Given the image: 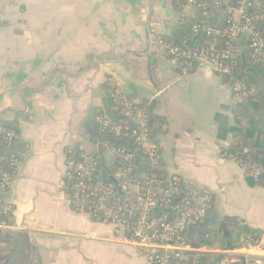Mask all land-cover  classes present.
Here are the masks:
<instances>
[{
    "label": "crops",
    "instance_id": "0c3cea01",
    "mask_svg": "<svg viewBox=\"0 0 264 264\" xmlns=\"http://www.w3.org/2000/svg\"><path fill=\"white\" fill-rule=\"evenodd\" d=\"M252 1L264 15V0ZM151 2L0 0V121L16 127V151L25 153L12 188L0 191L2 206L14 205L12 228L0 242L2 264H145L148 247L139 238L76 211L66 196L68 160L78 159L81 147L91 158L99 144H110L95 122L106 85L147 104L163 122L160 188L171 178L184 180L195 194L212 196L213 220L226 236L244 227L257 234L241 235L216 254L201 236L183 262L197 264L204 254L245 262L264 249V186L250 185L245 170L226 157L247 98L237 100L238 85L206 64L182 76L158 45L178 42L210 14L187 0H154L148 31ZM240 46L248 50V43ZM108 154L105 148L106 163ZM253 242L260 247L250 248ZM11 253L14 263L5 260Z\"/></svg>",
    "mask_w": 264,
    "mask_h": 264
},
{
    "label": "built area",
    "instance_id": "2783aa9c",
    "mask_svg": "<svg viewBox=\"0 0 264 264\" xmlns=\"http://www.w3.org/2000/svg\"><path fill=\"white\" fill-rule=\"evenodd\" d=\"M214 1L215 6L219 7L221 3L228 0ZM187 2L205 13L208 12L209 6L205 0H187ZM251 2L252 0H237V5L228 9L225 27L200 26L196 24L193 26V32L197 34L203 31L207 37H221L228 41L250 34L248 46L250 53L254 59L264 62V37L256 29L253 19L246 12ZM229 44L227 43L226 48L223 50H218L212 44L200 50L186 51L183 48L172 45L165 39L158 40V45L164 53L178 62L179 71L182 76L190 75L194 67L199 63L206 64L210 71L218 77L225 78L231 76L234 67L230 61L237 54L235 48ZM234 91L239 101H243L244 98L249 96V92L240 84L235 87ZM111 97L116 105L114 110L120 109L121 115L117 120H114L106 112L98 113L95 122L99 126L100 131L111 133L114 137L118 138L134 139L139 147L145 149L149 158L154 163H157L159 158L157 148L149 135L148 117L141 110L136 109L133 101L126 97L119 89H115ZM17 140L18 133L14 129L9 128L5 123L0 122V145L4 144L9 151L7 159L0 157L1 192H7L12 188L16 171L22 158L25 156V153L20 154L16 150H13ZM113 152L122 156L125 160L124 168L114 176L116 179L120 176H125V183L121 185V192L127 197L133 194L139 195L137 198V208L141 210V214L137 222L132 224L127 219V216L129 218L136 216L127 206H118L117 211H114V207L107 205L109 199L116 195L117 189L110 183H98L97 185L92 183L94 177H96L95 164L97 162L87 165L90 156L85 152L83 147L80 148L78 159L70 158L68 160L69 171L66 174V178L67 182L72 183L73 186L74 200L71 202L72 207L78 212L89 214L92 218L97 217V210H94L92 207L86 209V204L90 203L89 197L98 195L96 205L104 213V222L117 227L119 234H130L131 237L135 236L139 238L140 243L148 247L145 264H171L172 259L182 260L186 253L194 249L193 243L187 240L183 233L189 225L203 221L208 215L211 209V206L207 205L211 200L210 195L189 193V199L195 203V206H191L189 202H186L182 206H172V209L178 215L176 225H172L164 219L161 220V231L153 230L151 221L152 209L155 205L159 204L158 199L153 193L155 178L144 175L142 177L143 181L135 182L131 176L134 169L135 152L125 147L113 148ZM230 159L239 164L236 158ZM4 163H7L8 166L6 170L2 166ZM239 165L244 170L247 169L246 166ZM95 189L98 190V194H95ZM176 193V189L165 193L164 201L166 204L171 205L173 203V195ZM13 211V203H8L4 206L0 205V232L11 230L12 226L9 219ZM202 238L206 241L210 238V235L204 234ZM206 247L208 248V253L216 254L222 252V250L214 246L206 245ZM258 247H260V243L253 242L250 248L258 249ZM260 251L257 255H250V259L245 261V263L264 264V249Z\"/></svg>",
    "mask_w": 264,
    "mask_h": 264
},
{
    "label": "trees",
    "instance_id": "16d2710c",
    "mask_svg": "<svg viewBox=\"0 0 264 264\" xmlns=\"http://www.w3.org/2000/svg\"><path fill=\"white\" fill-rule=\"evenodd\" d=\"M208 4V13L210 14L208 19H201L198 23L200 26H214V27H225V22L228 16V9L230 7L237 5V0H228L219 7L215 6L214 0H205ZM254 2H251L250 7L247 8L246 12L249 17L254 21V25L259 33L264 37V15L260 12L256 13V9L253 6ZM194 24V25H196ZM193 25V26H194ZM193 28V27H192ZM242 43L238 39L228 41L225 38L217 37L210 38L205 35L202 31L200 33H194L193 30L186 33L184 38H180L178 42L168 41L174 46L183 48L186 51L190 50H200L206 48L210 45H215L218 50H223L226 48L227 43H230L233 48L236 50V57L231 59L230 63L234 67L233 74L229 77H225L231 81L233 87L240 84L246 88L249 92V96L245 102L241 105L242 111L245 113L240 114L243 119L239 122V127L235 128V131L238 133V138L236 142L229 147L226 151L228 158H236V160L242 166H246V178L250 185L264 186V62L261 60H256L252 57L250 50H243L240 44L245 45L249 40L244 36L240 37ZM110 86V85H109ZM108 85L105 86L107 94L105 98V105L103 110H99L98 113L106 112L114 120H117L121 115V110H114L115 102L111 97L114 89H110ZM250 89H254L255 93L252 94ZM251 94V95H250ZM134 103V102H133ZM136 109L141 110L149 119L148 130L151 139L153 140L156 148L158 147V134L159 130L162 128V121L158 119L153 113L151 108L147 104H136L134 103ZM253 111V112H252ZM245 120V121H244ZM1 122V121H0ZM3 123V122H2ZM9 128H12L16 131V127L5 123ZM135 126V125H133ZM96 131L112 145L113 148H127L135 152V159L133 161L134 169L131 174L135 182L143 181V176L154 177L155 180L160 179V175L163 174L161 171L162 164L158 160L157 163H154L153 160L149 158L146 154L145 149L139 147L134 139L125 138V137H114L111 133L101 132L99 126H97ZM96 141V140H95ZM7 147L4 144L0 145V157L8 158L9 153H6ZM13 150H17L16 147H13ZM18 151V150H17ZM125 160L122 156L117 154H108L107 164L110 167V170L113 176H116L124 168ZM3 169H8L7 163H4ZM96 167V177H94L93 184L97 185L99 183L98 175L102 172L103 167L101 162L95 164ZM103 184H112L115 188V183L110 179L109 175L104 177L102 182ZM125 182L123 181L121 185ZM176 184V185H174ZM153 193L158 199L159 204L155 205L152 209L151 221L153 224L152 229L161 231V220H166L172 225L178 221L177 213L172 209V206H182L186 202H189L191 206H195V203L189 199V193L194 191V186L186 183L184 180L171 178L169 185L163 188H160V185H157L154 182ZM116 189V188H115ZM176 189L177 193L173 196V203L166 204L165 193L167 191H172ZM98 190L95 189V194H98ZM181 195L182 198H181ZM66 196L69 201L74 200L73 186L72 183L67 182L66 186ZM139 195L133 194L129 197L120 194L116 190V195L111 197L107 203L110 207H114V211H117L118 206H127L131 211L136 215L129 218L130 223L135 224L139 219L141 210L137 208V198ZM98 195L89 197L90 203L86 204V209L92 207L94 210H97V217L93 219L97 222H104V213L99 210L96 205ZM181 198V200H180ZM212 196L210 195V199ZM207 205L211 206L208 215L201 222H195L187 227V230L183 233L187 240L191 241L193 245L196 242V239L203 236L204 234H209L210 238L204 240L205 245H210L217 247L220 250H226L227 248H232L231 246L237 245L241 241V235H248L257 239V234L255 231L244 227L239 232V235L232 234L230 237L226 236V233L221 228V225L213 220V199L210 200ZM75 209V208H74ZM85 209V210H86ZM76 210V209H75ZM77 211V210H76ZM150 221V223H151ZM4 240L3 232H0V242ZM244 261L239 262H224V257L222 255H205L201 256L197 260V264H244ZM2 264V262H0ZM171 264H188L183 262V260L172 259ZM246 264V263H245Z\"/></svg>",
    "mask_w": 264,
    "mask_h": 264
},
{
    "label": "water",
    "instance_id": "95a60500",
    "mask_svg": "<svg viewBox=\"0 0 264 264\" xmlns=\"http://www.w3.org/2000/svg\"><path fill=\"white\" fill-rule=\"evenodd\" d=\"M260 1V0H259ZM153 4H154V0H152L151 2V6H150V9H149V14H148V19H147V29L148 31H150V17H151V14H152V9H153ZM246 37H250V34H246ZM90 135L92 137H97L98 135L93 132V131H89ZM105 148L109 149L110 153L112 154H115L112 150V147H111V144H108V145H104V144H99L97 146V151L96 153L88 160V164L87 165H90V164H93L96 159H100L101 161V164H102V167H103V170L102 172L100 173L99 177H98V180H99V184L103 182L104 180V177H105V174H108L110 176V179L115 183V188L118 190V192L120 194H123L121 192V183L125 180V176H120L118 179H116L111 170L109 169V167L107 166V163H106V158H105ZM169 183H165L162 185V187H165V186H168ZM124 195V194H123ZM183 195H181V198H182ZM180 198V200H181ZM201 242V238H197L196 239V242L195 243H200ZM194 247L196 248L197 247V244L194 245ZM15 258H16V254L15 253H11V255H9L8 257H5V260H10L12 259V263L15 262ZM0 259L2 260L3 257H0Z\"/></svg>",
    "mask_w": 264,
    "mask_h": 264
},
{
    "label": "rangeland",
    "instance_id": "374dc122",
    "mask_svg": "<svg viewBox=\"0 0 264 264\" xmlns=\"http://www.w3.org/2000/svg\"><path fill=\"white\" fill-rule=\"evenodd\" d=\"M85 146H86V150L89 152V148L91 147L90 144L87 143V145H85Z\"/></svg>",
    "mask_w": 264,
    "mask_h": 264
}]
</instances>
